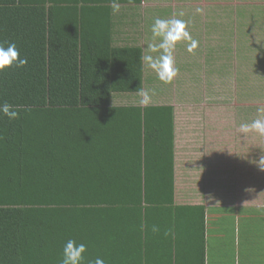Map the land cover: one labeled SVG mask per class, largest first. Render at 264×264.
Wrapping results in <instances>:
<instances>
[{
    "label": "trees",
    "instance_id": "1",
    "mask_svg": "<svg viewBox=\"0 0 264 264\" xmlns=\"http://www.w3.org/2000/svg\"><path fill=\"white\" fill-rule=\"evenodd\" d=\"M109 3L0 0V44L28 60L0 72V103L21 109L0 115V264H61L69 239L82 264H171L203 233L204 206L174 204L172 107L111 104L150 80L140 48L112 47Z\"/></svg>",
    "mask_w": 264,
    "mask_h": 264
},
{
    "label": "crops",
    "instance_id": "2",
    "mask_svg": "<svg viewBox=\"0 0 264 264\" xmlns=\"http://www.w3.org/2000/svg\"><path fill=\"white\" fill-rule=\"evenodd\" d=\"M119 3L115 15L111 3L107 13L98 11L104 23L109 21L112 47H138L143 53L154 42L151 25L157 18L185 20L198 42L192 53L190 41L177 44L173 56L179 71L171 83H161L142 63L150 80L144 89L158 91L148 106L173 109L174 204L205 208L203 233L187 247L193 240L184 238L191 236L186 229L176 242L180 250L173 246L171 264H264V168L258 166L264 137L239 131L264 107V0ZM138 101L116 94L111 104L137 106ZM124 120L119 117L115 127L126 131L130 120Z\"/></svg>",
    "mask_w": 264,
    "mask_h": 264
},
{
    "label": "clouds",
    "instance_id": "3",
    "mask_svg": "<svg viewBox=\"0 0 264 264\" xmlns=\"http://www.w3.org/2000/svg\"><path fill=\"white\" fill-rule=\"evenodd\" d=\"M121 5L119 0H111V12L113 15L120 12ZM197 12H202L203 9H196ZM183 16L181 12L179 14ZM186 21L180 18L174 19H155L151 25V33L153 43H149L141 54V62L152 72L156 74L157 79L164 84L171 83L177 76L179 69L175 65L174 50L178 43L182 41H190L187 51L192 53L198 46V42L192 40L190 33L186 30ZM158 42H155L157 41ZM157 54V55H153ZM27 58H21L20 53L14 43H8L5 47L0 44V72L5 69L15 66L23 68L27 65ZM136 94L140 97L138 103L141 106L147 107L155 95V90H145L140 87ZM21 109L15 107L8 102L0 103V115L7 117L9 121H14L19 118ZM260 114L250 123L245 122L239 125V131L243 136L248 133L255 132L259 136L264 137V107L258 108ZM258 166L264 168V156L258 161ZM159 229L153 227V232H158ZM172 230L165 232V236L169 235ZM87 246L84 243H77L73 239L67 240L63 247L61 264H82L85 260ZM90 264H105L102 258L97 257Z\"/></svg>",
    "mask_w": 264,
    "mask_h": 264
}]
</instances>
